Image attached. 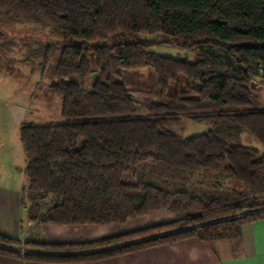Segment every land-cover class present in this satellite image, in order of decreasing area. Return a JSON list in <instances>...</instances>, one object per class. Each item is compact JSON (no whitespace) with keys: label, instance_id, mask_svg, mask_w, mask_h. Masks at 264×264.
<instances>
[{"label":"trees","instance_id":"16d2710c","mask_svg":"<svg viewBox=\"0 0 264 264\" xmlns=\"http://www.w3.org/2000/svg\"><path fill=\"white\" fill-rule=\"evenodd\" d=\"M15 19L59 36L37 41L31 55L56 76L49 87L68 119L20 126L29 177L21 204L30 223H126L158 210L178 217L73 242L0 233V254L93 261L191 237L236 239L264 218V151L239 141L246 132L264 145V106L251 85L256 76L264 81V0H0V38ZM142 33L162 40L137 38ZM154 45L196 57L160 54ZM147 67L155 94L124 81ZM183 117L213 127L183 136L174 129ZM218 168L247 193L190 187L196 173Z\"/></svg>","mask_w":264,"mask_h":264},{"label":"rangeland","instance_id":"374dc122","mask_svg":"<svg viewBox=\"0 0 264 264\" xmlns=\"http://www.w3.org/2000/svg\"><path fill=\"white\" fill-rule=\"evenodd\" d=\"M4 37L0 38V186L4 191L17 200L16 208L23 219V233L31 224L26 209L22 207L21 200L25 189L29 186V177L26 173L27 157L20 140V126L22 123L55 124L68 121L62 115V97L54 93L49 84L56 76L45 71L40 65L42 57L32 56L31 51L37 48V41H56L59 36L52 34L49 28H45L35 22L24 20H9L2 27ZM141 40H162L155 34L142 33L137 36ZM160 54L178 58L194 60L196 51L183 49L171 45H154L150 48ZM57 62L53 57V65ZM124 81L129 87L144 86L157 91L156 76L152 68L130 71ZM254 91L259 96L264 106V81L261 76L254 78ZM91 85L90 80L87 82ZM155 98L147 93H135L136 98ZM212 124L196 123L187 117L174 126V129L183 136L202 134L212 128ZM239 141L251 147L264 151V145L253 135L246 132L240 133ZM193 188H211L217 195L236 197L240 192L247 193L248 187L235 179L227 177L221 168L212 171L196 173L193 177ZM178 215L167 210L153 211L147 215L130 219L126 223H108L99 225L86 231V235H105L112 228L133 230L140 227L169 221ZM42 226V227H41ZM96 228V229H94ZM40 230L39 236L44 238L43 225L36 226ZM98 233V234H97Z\"/></svg>","mask_w":264,"mask_h":264},{"label":"crops","instance_id":"0c3cea01","mask_svg":"<svg viewBox=\"0 0 264 264\" xmlns=\"http://www.w3.org/2000/svg\"><path fill=\"white\" fill-rule=\"evenodd\" d=\"M4 191L8 190L0 186V233L21 239L23 242L38 237L40 231H36L37 224L31 223L23 233V219L16 208L17 199ZM92 225L99 226L46 223L43 224L44 239L50 242H73L127 231L122 227L112 228V231L108 234L105 232V235H86V231L93 229L90 228ZM0 264H264V218L245 224L241 236L236 239L204 241L191 237L106 259L69 263L39 262L22 256L0 254Z\"/></svg>","mask_w":264,"mask_h":264},{"label":"water","instance_id":"95a60500","mask_svg":"<svg viewBox=\"0 0 264 264\" xmlns=\"http://www.w3.org/2000/svg\"><path fill=\"white\" fill-rule=\"evenodd\" d=\"M255 81L253 80L252 82H251V85H252V87H254L255 85ZM132 94V93H131ZM133 95L135 96V93H133ZM144 98H146L145 96H144ZM147 99V98H146Z\"/></svg>","mask_w":264,"mask_h":264},{"label":"built area","instance_id":"2783aa9c","mask_svg":"<svg viewBox=\"0 0 264 264\" xmlns=\"http://www.w3.org/2000/svg\"><path fill=\"white\" fill-rule=\"evenodd\" d=\"M22 252H23V253L25 252L24 249H22Z\"/></svg>","mask_w":264,"mask_h":264}]
</instances>
